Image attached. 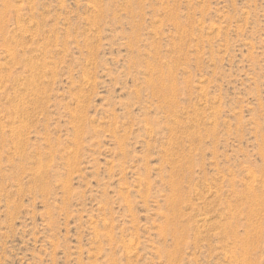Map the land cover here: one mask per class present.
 I'll list each match as a JSON object with an SVG mask.
<instances>
[{"label": "rangeland", "instance_id": "obj_1", "mask_svg": "<svg viewBox=\"0 0 264 264\" xmlns=\"http://www.w3.org/2000/svg\"><path fill=\"white\" fill-rule=\"evenodd\" d=\"M116 263L264 264V0H0V264Z\"/></svg>", "mask_w": 264, "mask_h": 264}, {"label": "bare ground", "instance_id": "obj_2", "mask_svg": "<svg viewBox=\"0 0 264 264\" xmlns=\"http://www.w3.org/2000/svg\"><path fill=\"white\" fill-rule=\"evenodd\" d=\"M151 128H152V127H151ZM152 131H153V130H152ZM152 131H151V132H152ZM151 132H150V133H151ZM177 167H178V166H177ZM179 167H180V166H179ZM148 173H149V172H148ZM145 179H146V178H145ZM147 181H148V180H147ZM148 184H149V183H148ZM172 193H173V192H172ZM129 208H130V207H129ZM108 232H109V231H108ZM111 232H112V231H111ZM108 235H109V233H108ZM110 239H111V238H110ZM121 245H122V244H121ZM127 249H128V248H127ZM125 250H126V249H125ZM125 250H124V251H125ZM127 251H128V250H127ZM116 264H117V263H116Z\"/></svg>", "mask_w": 264, "mask_h": 264}]
</instances>
